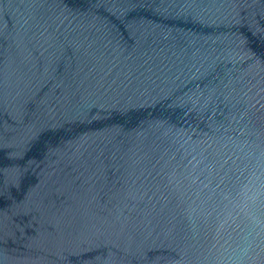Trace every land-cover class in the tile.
<instances>
[{"label":"water","instance_id":"1","mask_svg":"<svg viewBox=\"0 0 264 264\" xmlns=\"http://www.w3.org/2000/svg\"><path fill=\"white\" fill-rule=\"evenodd\" d=\"M0 264H264V0H0Z\"/></svg>","mask_w":264,"mask_h":264}]
</instances>
